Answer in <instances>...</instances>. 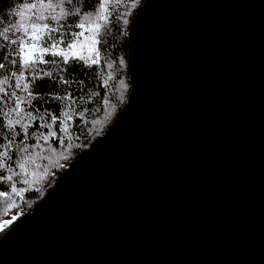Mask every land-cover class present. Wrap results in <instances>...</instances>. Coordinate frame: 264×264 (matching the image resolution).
<instances>
[{
	"label": "water",
	"instance_id": "95a60500",
	"mask_svg": "<svg viewBox=\"0 0 264 264\" xmlns=\"http://www.w3.org/2000/svg\"><path fill=\"white\" fill-rule=\"evenodd\" d=\"M127 72L0 264H264V0H144Z\"/></svg>",
	"mask_w": 264,
	"mask_h": 264
},
{
	"label": "trees",
	"instance_id": "16d2710c",
	"mask_svg": "<svg viewBox=\"0 0 264 264\" xmlns=\"http://www.w3.org/2000/svg\"><path fill=\"white\" fill-rule=\"evenodd\" d=\"M143 1L113 0L94 31L84 18L95 19L101 0H0V221L12 208L27 214L119 113L129 93L128 24ZM33 24L54 30L30 41L25 30L30 35ZM22 39L37 44L30 66L23 64ZM57 42L67 63L53 54L57 49L43 51ZM69 44H77L74 52Z\"/></svg>",
	"mask_w": 264,
	"mask_h": 264
},
{
	"label": "snow or ice",
	"instance_id": "6c2138e0",
	"mask_svg": "<svg viewBox=\"0 0 264 264\" xmlns=\"http://www.w3.org/2000/svg\"><path fill=\"white\" fill-rule=\"evenodd\" d=\"M41 2H42V0H41ZM63 2H64V0H61V4ZM68 2L70 3L71 0H68ZM112 3H113V0H101L100 8H99V14L95 17V19H92L91 17L85 16L84 20L87 23H90V24L94 25V31L95 30H99V28H100V24L98 23L99 21L107 20V17L104 15V13L108 10V6L110 4H112ZM36 6H37L36 4L30 5L31 8H35ZM60 6H61L60 4H57L55 7H60ZM48 7L51 8V7H53V5L51 3H49ZM37 19H44V17H37ZM85 26H86L85 22H82V23H80L78 25V27L81 28V29H84ZM53 30L54 29H51L48 24H43V25H40V26H37V25L33 24L32 29L30 30V35H29V30H25V36H28V39L31 40V41H38L39 39H41V36H40L41 31L50 33ZM5 31L7 32L8 30L5 29ZM17 31H19V29H17ZM83 35H84L83 32H80L78 34V36H83ZM5 39H7V36H5ZM11 43H17V41L13 40V41H11ZM76 47H77V44H69L68 45V51L69 52H74V49ZM36 48H37V44L34 43V42L29 44L27 41H25L23 39L20 41V52L23 54V64L25 66H30V65H32V64L37 62V61H33L31 59L32 51H34ZM51 49H57V51L54 52L53 54L65 57V63L68 62V53L65 52L64 50H60L59 49V42L53 43L50 46V48H45V49H43V51L47 52V51H50ZM98 58H99V56L97 54L96 59H93L92 63L93 64L97 63ZM44 62L45 61H43L42 59L39 61V63H44ZM0 67H2V65H0ZM37 72H38V70H34L33 79L36 78V73ZM19 86L20 85L18 83L17 87H19ZM25 90H27V86L26 85H25ZM29 95H31V93H29ZM21 103H23V101H21ZM18 109H19V105H17L16 109H13V111H16ZM28 115H31V114H28ZM20 168H24V165L21 164ZM7 179H11V177H7Z\"/></svg>",
	"mask_w": 264,
	"mask_h": 264
},
{
	"label": "rangeland",
	"instance_id": "374dc122",
	"mask_svg": "<svg viewBox=\"0 0 264 264\" xmlns=\"http://www.w3.org/2000/svg\"><path fill=\"white\" fill-rule=\"evenodd\" d=\"M34 9L35 8H32L33 11H34ZM60 10H61V8H60ZM22 13H23V11H22ZM16 32H17V30L14 31L15 34H16ZM30 43L31 42H29V44ZM31 57H33V56L31 55ZM21 215H23V209L21 207L12 208L9 211L7 210L5 217H3L0 221V232L9 228L17 219L20 218Z\"/></svg>",
	"mask_w": 264,
	"mask_h": 264
}]
</instances>
